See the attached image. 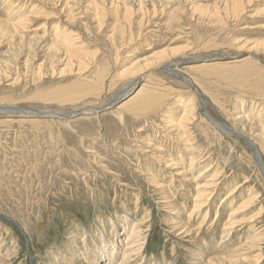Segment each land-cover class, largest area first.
I'll return each mask as SVG.
<instances>
[{
	"label": "rangeland",
	"instance_id": "obj_1",
	"mask_svg": "<svg viewBox=\"0 0 264 264\" xmlns=\"http://www.w3.org/2000/svg\"><path fill=\"white\" fill-rule=\"evenodd\" d=\"M4 1L0 0V19H5L2 12L13 3ZM27 1L34 5L39 0ZM228 1L193 0L196 7H184L177 15L173 13L176 8L134 10L127 16V23L122 19L124 8L118 12L102 0L104 10L100 13L106 19H100L105 25L100 32L91 21L93 11L83 19L76 17L90 30L82 35L84 51L90 52L89 72L39 76L36 68L44 55L39 50L29 73L24 71L25 75L22 66H17L20 72L12 75H19L16 83L0 80V238H4L0 252L18 245L14 264H64L58 259L59 253L81 245L85 237L88 249L94 243L93 237L104 236L107 241V234H111L118 243L124 241L130 231L123 230L124 219L130 220L131 225L135 221L141 223L144 236L148 235L141 264H195L197 252L205 258L216 248L237 245L255 222L256 227L262 228L264 238V138L256 130H243L237 121L246 115V125H264V0L245 1L246 10L241 14H234L239 11L233 9L226 13L224 3ZM28 9L29 6L25 10ZM50 12L51 9H43L36 14L27 25L30 29L25 36L46 35L52 39L55 22L49 17ZM119 24L124 29H118ZM244 26L250 27L244 30ZM1 40L0 56L5 57L7 42ZM171 49L177 50L176 58L186 57L177 68L191 85L160 70V65L130 79L119 77L137 61ZM62 69L63 66L59 70ZM134 81L139 83L136 88L127 97L120 95ZM152 91L166 96L156 107L148 105ZM81 95L87 96L86 100ZM118 96H123L121 101L107 110L83 112L109 104ZM24 111L36 116H26ZM185 112L188 120L179 129V136L167 128L166 122L169 116L181 119ZM44 113L64 117H47ZM233 131L244 137L233 135ZM159 147L164 151H154ZM169 161L177 169L166 168ZM181 167L188 177L176 175ZM201 173L205 175L196 181ZM217 175L221 184L210 202L205 227L198 229L194 214L190 222L185 219L195 194L194 184ZM150 179L160 182L170 200ZM236 188L237 193L222 202ZM184 193H188L186 200ZM169 201L178 208L167 206ZM233 209H238L237 218L242 225L225 237L222 225ZM181 222L193 225L197 235L193 244L179 235L182 230L175 231L174 226ZM107 246L111 251V243ZM119 248L116 247L122 252ZM190 248L194 252L190 253ZM96 256L92 253L87 260L81 253L87 264H93ZM121 256L118 253L115 261ZM247 257L248 264H257L256 260L264 264V244L259 251H248Z\"/></svg>",
	"mask_w": 264,
	"mask_h": 264
},
{
	"label": "bare ground",
	"instance_id": "obj_2",
	"mask_svg": "<svg viewBox=\"0 0 264 264\" xmlns=\"http://www.w3.org/2000/svg\"><path fill=\"white\" fill-rule=\"evenodd\" d=\"M9 1H11L13 3L11 4V6L7 10H5L4 12H2V16H4L5 19H0V23L2 24V26H0V38L2 40H6L7 47H8V50H7V53H6L7 55H5V57H1L0 56L1 57L0 58V80H3V78L4 79H7V80H10L11 79L12 84L13 83H16L18 81L19 75L17 76V78L16 77L13 78L12 75L15 73V71L20 72V70H19L20 68L17 69V66H22L21 71H23V72L24 71H27V70L29 71V68H30V66L32 64V61H34L33 57L36 56V54H37V52L39 50H41L43 52V54H44L43 57H42L43 58L42 59V63L39 65V68L38 69L36 68V71H38L37 74L39 76H41L42 74H45V75H47V74L55 75L57 73L59 74V76L60 75L63 76V75H66V74H74V73L75 74H78V73L81 74V73H83L82 75H84L85 73L89 72L90 64H89L88 56H89L90 52H89V54H87L88 51H86V52L84 51L83 45H85V42L83 41L82 35H87V32L90 31V30L87 29V27L85 26L86 24L82 23L81 21H77L76 19L78 17H80V19H83V17L87 13L93 11L92 12L93 13V16H92V20L91 21H94L95 22V25L97 26V28L95 30L98 29L99 32H100L101 29H104V26H105V25L103 26V23L100 21V19L105 16V14L103 15V14L100 13L101 11L104 10V8L101 6L102 3H103V2H101L102 0H39V1H37V4H34V5H32V3L30 5H28L29 1H27V0H9ZM107 1H108V5L110 7H114L115 9H117V11L119 9H121V8H124V10L122 12V19H124V21H127V23H128L127 16L128 15H132L133 12H134V10L143 11V10L152 8L153 11L155 10V12H156L158 9H161V11H163L165 9L166 10H170L172 8H176L173 11V13L175 12L176 15H177L178 14L177 12H179V10H181L184 7H189V9H191V10H192V8L196 7L194 5L195 3L193 2V0H107ZM245 1L250 2V0H229L227 3L226 2L224 3V8H225V10H227V9H229V10L230 9H233L235 11L238 10L239 13H237V11L236 12H233V13L234 14H241V13L245 12V10H246V8H244V6H243V5H246V4H244ZM5 2H6V0L3 3H5ZM1 5L2 4L0 3V7H1ZM27 6H29V9L28 10H25ZM221 7H222V5H221ZM43 9L44 10L45 9H51V12L49 14L50 15L49 17H50V19H53V22H55V24L53 26L54 29H55V32L53 31L55 33V34H53V38L51 39L49 36H47L48 37L47 38V37H45L46 35L45 36L44 35H42V36L39 35V37H35V36L33 37V35H32L31 37H33V38L26 37L25 36L26 35L25 34L26 33L25 31L30 29V28H28L27 25L30 24V21H31V19L33 17L34 18L36 17V14L42 13V10ZM117 11H116V13H117ZM120 11H122V10H120ZM120 11H118V12H120ZM229 12H231V11H228V10L226 11V13H229ZM56 14L59 15V16H57V17L53 16V15H56ZM118 14L119 13H117L116 15H118ZM241 16H243V14ZM85 17H87V16H85ZM118 17H120V16H118ZM172 18H174V17H172ZM115 19H116V17H115ZM120 19H119V21H120ZM143 19H144V17H142V20ZM101 20L103 21V18ZM142 20H141V22H142ZM108 21L109 20H107L106 22H108ZM121 22L124 25L123 20ZM120 25L122 26V24H119L118 29H119V27H121ZM116 26H117V24H116ZM127 26H126V28H127ZM249 27L250 26H244L242 29L245 30V29H248ZM121 28H123V27H121ZM39 29H42V27L41 28H38L36 30H32V31H38ZM111 30H112V28H111ZM119 31L120 30H118V32ZM155 32H157V31H155ZM123 33H121V34L123 35ZM126 34H127V32H126ZM123 36H124V39H125V34ZM132 38H133V36H132ZM110 39H111V37H110ZM123 40L121 41L122 43H123ZM127 41H128V39H127ZM149 50H150V48H149ZM176 52H177L176 49H171V51H168V50L165 51L164 50L162 52L153 53L150 56H148L146 58H143V60L141 59L140 61H137L135 64H133L131 66V68L127 69L124 73H122V74L120 73L121 76H119V77L120 78H125V79H128V78L130 79L132 76H134L136 74H139V73H141L143 71H146L147 69L149 71L150 68H153V67L155 68L156 65L157 66L160 65L159 66V69L160 70H162V71H164L166 73H169V74L173 75L174 77L179 78L182 82H184L187 85H191L190 79L186 78L181 73V71L177 68L179 66L180 62L183 61V59H185L186 57L183 58V59H182V57L181 58H178V57L176 58V55H175ZM117 56H119V55H117ZM171 58H173V59H171ZM20 59H24V61L21 62V63H19L18 60L20 61ZM167 59H171V60H168L166 62L167 64L166 63L164 64L163 62L165 60H167ZM92 63H91V65H92ZM162 64H164V65H162ZM62 66H63V69L62 70H59L60 67H62ZM99 71H101V70H99ZM24 74H25V72H24ZM14 75H16V73ZM33 75H34V73H33ZM48 76H50V75H48ZM123 76H125V77H123ZM11 81H9V82H11ZM99 82H101V81H99ZM113 82H115V81L113 80ZM90 83H92V82H90ZM138 84L139 83L137 81H134V83L130 86V88L126 92L123 91L120 95H124V96L127 97L128 93H130V91L134 90L136 88V85H138ZM87 86H88V84H87ZM94 86H93V88H94ZM42 87L43 86H41V88ZM89 92H90V90H89ZM153 92L154 91H152L151 94H150L151 95V97H150L151 100H150V98H148V105H151V106L152 105H155V104H158V103H161L162 98L166 97L164 95L165 93L163 94L164 95L163 96L162 94H160V92H155V93H153ZM148 93H149V90H147V94ZM140 94H138V95H140ZM82 96L83 95H81V97ZM83 97H85V96H83ZM86 97L84 98L85 100H86ZM122 97L123 96H118V97H116V99H114V101H112L109 104H106L105 103L106 105H104V106L102 105L100 108H87L83 112L84 113H88V114H91V113L93 114V113H98L100 111L107 110V109L111 108L113 105L117 104L118 101H121L120 99ZM167 97H168V95H167ZM145 102H147V100ZM2 103H3V101H2ZM0 105L2 106V104H0ZM9 107H10V105L8 106V108ZM120 107H121V105H120ZM155 107H156V105H155ZM251 107H253V106H251ZM255 108H256V106H255ZM22 113H24V115H26V116L27 115H35L36 114V113L27 112V111H24ZM118 113H120V112L118 111ZM177 113H178V111H177ZM250 113H251V111H250ZM253 113H254V111H253ZM263 114H264V112H263ZM43 115L44 116H47V117H53V118L59 117V119L62 118V117H64L62 114L44 113ZM251 115H247L248 118ZM26 116H24V117L26 118ZM245 116L242 115V116H239L237 118V121H239V124L242 127L244 126L243 127V130H245V128H249L251 130H256L258 132V135L264 138V127H263L264 125L263 126L261 125L262 128L261 127H258L256 125L255 126L254 125H252V126L246 125L245 124V121H246ZM254 116L255 115H253V118H256ZM253 118H251V119H253ZM120 119H122V116H120ZM178 119L179 118H176L175 116L174 117L173 116H169L168 119H167V122H166L167 128H169L171 130L173 129L174 132H176V135L179 134L181 128L183 126H185V124L187 123L188 114H186V112H185V114L183 115V117H181V119H179V120ZM256 119H258V118H256ZM263 120H264V118H263ZM211 121H215V120H212L211 119ZM247 126H250V127H247ZM175 128H178V129L175 130ZM231 133L233 135L243 136V134H240L237 131H233ZM179 136H181V135L179 134ZM249 145H253V144H251V141H249ZM184 149H186V148H184ZM191 149L192 148H190L188 150H191ZM154 151H156V152H162L164 150H162L159 147V148H155ZM184 151H187V149L184 150ZM192 153L194 154V152H192ZM154 155H156V153ZM195 155L197 156V154H195ZM183 160H185V159H183ZM194 160L195 159L191 160L193 163L190 161L191 164H192V166L194 165ZM165 165H166V163H165ZM215 166H217V165H215ZM166 168H174V169H177L176 166H175V164L173 162H171V161L168 162ZM178 169L179 170H178V172H177L176 175H181V174L184 175L186 173V171H184L185 169L182 170V167L181 168H178ZM216 169L218 171V168H216ZM148 173H149V171H148ZM204 175H205V173H201L196 178V181H200L199 179H201V177H203ZM147 176H149V175H147ZM217 176H215V178H213L212 180H209V181L206 180L205 183L196 182L194 184V190H193V192L195 193L194 194L195 196L193 195V199L191 200V203H192L191 204V207H192V209H191V207L189 208V211L190 212L186 215L185 219H187V220L189 219L188 222H190V219H191L190 216L194 214V216H196V218L194 217V219H193V221L195 222L194 225L199 226L198 229H203V227H205V225H206V219H207L208 213H209V211L211 209V208H209L210 207V202L212 201L214 194L218 190V188L220 186L219 184H221V182L219 183V180H220L219 177L220 176H218V178L216 179ZM185 177H188V175L185 174ZM153 180L150 179V182L152 184H155V186L158 187V188H160V190L162 189V191H161L162 195L167 196V197H165V198H167V201L170 200L168 194L166 195L165 188H162L163 186H161L159 184L160 182L157 183L156 181H153ZM240 187L241 186H238V188H240ZM238 188L234 189L227 196H225L223 198L222 202H224V203L228 202L229 199H230V197L234 196V193H237ZM182 196L186 200L187 199V196H188V193H184ZM170 197H172V196H170ZM170 204H171V206L174 209H177L178 208V207L175 206V203L174 202H172V201L167 202V206H169ZM233 210H231L230 215H228L227 218H226V222L222 225L223 226V233H222V235L223 236L225 235V237H228L231 234L232 230H235L236 228H238V227H240L242 225V223H240L238 221V218H237L238 217L237 215H239L238 209H233ZM142 213H143V211H142ZM203 214H204V216H203ZM217 215H218V211L216 212V216ZM202 216H203L202 220L199 221V219ZM122 222H124V224H122L124 226V229L123 230L130 229V231L126 234V237H125V240L124 241H122V242L119 241V243H118L115 240V236L114 235H111V234H107V236L109 235V240H107V241H105L107 239V237H104V236H102V237L101 236H99V237H93L92 242H94V243L91 244L92 247L90 249H88V247H85V241L87 240V238L85 237L83 240L80 241V244L81 245H76L75 248H72L71 247L70 249L65 248V251L66 252L65 253H59L58 259L62 263H64V264H87L86 263V259L87 260H90V258H88L87 256L88 255H91L92 256V253H96L98 256H96V259H93L94 260L93 261V264H141V262L143 260V252H144V248L146 247V240H147V236L148 235L147 236L146 235L144 236V232L145 231L144 230H141V228H142V226L140 225L141 223L138 224V222L135 221L134 224L131 225L132 222H130V220H125V219ZM255 223L254 224H251L252 226L250 225L248 227V229L251 232L249 234H246V235L244 234L240 238V243H238L237 245L231 246L230 248H227V249L226 248H221V249L220 248H216V250H214L212 253L207 254L205 256V258L202 255V252H197L196 253L197 254L196 257H198V258H194L193 259V262H196L195 264H248V257H247L248 251H251L253 249H256L257 251H259L261 249V246L264 244V238H263V235L261 234L263 232V230H261L262 229L261 227H256L257 225L255 226ZM178 224L179 225H175L174 226L175 231L178 232V231H181L182 230V233L179 234V235H184V237L189 238L188 240H190V241H188V242L191 243V244H193L194 242H191L192 239H194L193 241H196L197 240V235H194V230L192 228L193 225H189L188 223L183 224L182 222L181 223H178ZM114 225L115 224L111 225L112 228H114ZM130 226H131V228H130ZM217 228H218V226H217ZM100 229H101V232H102L103 231V228L100 227ZM252 231H254V233ZM102 233L104 234V231ZM94 238H96L97 240H95ZM78 241L79 240L76 239L75 242H78ZM221 241L222 242L220 243V245H222V243H224L223 240H221ZM108 243H111V249H112L111 251L108 249V246H107ZM95 245H97V246H95ZM3 246H4V238H0V248L2 249ZM17 246L15 247L13 245H10V248H7L5 250V253L0 252V264H14V261L16 260V257L18 255V254H16L17 253V251H16L17 250ZM103 246H105V247L107 246V248H103ZM118 246L120 247L119 249L122 250V252H120V251H118V249H116V247L118 248ZM96 247H97V249H96ZM89 250H91V251H89ZM80 252L85 255L86 259H84V258L81 257V253ZM189 252L191 253V252H194V251H192V248H190L189 249ZM118 253H121L122 256L120 257V260L116 262L115 261V258L118 255ZM196 260H199V261H196ZM254 263H257L258 264L259 262L256 260Z\"/></svg>",
	"mask_w": 264,
	"mask_h": 264
}]
</instances>
